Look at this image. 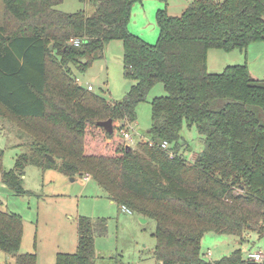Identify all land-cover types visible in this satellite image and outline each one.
Here are the masks:
<instances>
[{"label":"trees","instance_id":"obj_1","mask_svg":"<svg viewBox=\"0 0 264 264\" xmlns=\"http://www.w3.org/2000/svg\"><path fill=\"white\" fill-rule=\"evenodd\" d=\"M63 1L2 0L0 118L15 124L28 151L8 171L0 151L1 181L27 195L28 163L88 177L111 202L155 223L152 256L159 264H259L238 249L207 262L201 240L207 232L264 234V79H254L245 64L207 69L210 49L245 52L264 43V0H192L178 17L158 10L154 45L127 30L141 0H77L93 8L89 16L57 10ZM115 40L123 47V75L134 82L120 102L79 86L69 68L84 72ZM158 84L165 95L150 102L153 144L133 149L120 132ZM107 120L111 134L97 126ZM184 124L204 137L192 163L178 152ZM164 141L172 157L160 148ZM106 228L104 218L79 217L76 251L58 253L55 264H95L93 235ZM22 237L21 217L0 209V251L14 264H37L35 253H19Z\"/></svg>","mask_w":264,"mask_h":264},{"label":"rangeland","instance_id":"obj_2","mask_svg":"<svg viewBox=\"0 0 264 264\" xmlns=\"http://www.w3.org/2000/svg\"><path fill=\"white\" fill-rule=\"evenodd\" d=\"M192 0H141L133 3L127 30L154 45L159 36L156 20L158 10L169 16H180ZM57 10L64 13L83 11L90 15L93 8L77 0H64ZM4 8L0 0V24H3ZM93 63L81 72L69 65L72 76L79 86L92 88L96 94L110 102H120L130 87L132 80L123 75V47L119 40L106 44ZM247 65L254 79H264V43H253L245 52H223L210 49L207 52V69L220 73L226 66ZM161 84L153 87L146 100L137 105L136 120L126 125L123 131L130 134L127 145L136 148L140 142L151 139L148 130L151 124L153 98L164 96ZM264 123V114H259ZM204 137L194 126L183 125L180 131L178 152L187 162L203 149ZM174 147V145H171ZM0 151L3 152L2 167L8 171L14 168L20 154L28 151L27 143L19 138L18 130L8 118H0ZM22 187L27 195L13 194L0 178V209L19 215L23 222V237L20 254L35 253L36 263L55 264L56 252H74L78 217L107 220L106 234H94L95 264H159L152 256L155 241L152 236L155 223L135 213H124L117 204L111 202L90 179L71 178L54 169H41L28 163L24 167ZM100 191V190H99ZM72 217L71 220L68 218ZM242 255L261 253L264 262V234L246 231L242 237L207 232L201 240V254L207 262H215L229 256L234 250ZM209 253V256L207 254ZM15 257L0 251V264H14ZM263 264V263H259Z\"/></svg>","mask_w":264,"mask_h":264},{"label":"built area","instance_id":"obj_3","mask_svg":"<svg viewBox=\"0 0 264 264\" xmlns=\"http://www.w3.org/2000/svg\"><path fill=\"white\" fill-rule=\"evenodd\" d=\"M74 46H78L79 45V42L78 41H70ZM87 90H89V91H91L92 90V88L90 87V86H88L87 87ZM120 134H121V136L123 137V139H124V141L126 142V143H128V142H130L131 141V138H130V134L127 132V131H121L120 132ZM148 144H149V146H152V141H149L148 142ZM160 148L161 149H163L164 151H166L167 153H168V155H169V157H172L173 156V153L169 150V144L166 142V141H164V142H162V143H160ZM121 209H122V211L124 212V213H128V214H130L131 212L128 210V209H126L125 207H121ZM207 256H209V253L207 254ZM251 261H253L254 263H263L264 264V262H263V255L261 254V253H257V254H249L248 256H247Z\"/></svg>","mask_w":264,"mask_h":264},{"label":"water","instance_id":"obj_4","mask_svg":"<svg viewBox=\"0 0 264 264\" xmlns=\"http://www.w3.org/2000/svg\"><path fill=\"white\" fill-rule=\"evenodd\" d=\"M49 50H52V45H49ZM97 126L103 128L106 132H108L109 134L113 133V126H112V121L111 120H107L104 122H98ZM128 148V146H126ZM51 161L53 160L52 158H49ZM74 178H71V181H73Z\"/></svg>","mask_w":264,"mask_h":264},{"label":"crops","instance_id":"obj_5","mask_svg":"<svg viewBox=\"0 0 264 264\" xmlns=\"http://www.w3.org/2000/svg\"><path fill=\"white\" fill-rule=\"evenodd\" d=\"M63 2H64V1H63ZM61 4H62V3H61ZM61 4H60V5H61ZM58 6H59V5H58ZM58 6H57V7H58ZM0 26H1V24H0ZM74 180H75V179H74ZM74 180H73V181H74ZM84 180L88 181L89 178H88V177H84ZM94 184H95V183H94ZM96 187H97V186H96ZM97 188H98V187H97ZM98 192H100L99 189H98ZM78 218H79V217H78ZM68 219L71 220L72 217H69ZM77 220H78V219H77ZM77 237H78V234H77V225H76V241H74V244L72 245V247H74L73 249H75V251H76V248H77ZM75 251H74V252H75ZM74 252H72V253H74ZM58 253H65V252H56V253H55V256H56ZM69 254H71V252H69ZM37 264H39V263H37Z\"/></svg>","mask_w":264,"mask_h":264}]
</instances>
